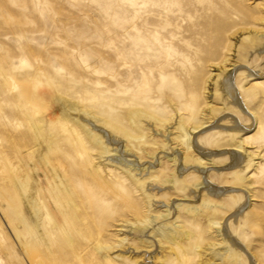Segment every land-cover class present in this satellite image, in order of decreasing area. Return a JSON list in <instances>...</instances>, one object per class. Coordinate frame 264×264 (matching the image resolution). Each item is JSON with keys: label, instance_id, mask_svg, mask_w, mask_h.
<instances>
[{"label": "rangeland", "instance_id": "374dc122", "mask_svg": "<svg viewBox=\"0 0 264 264\" xmlns=\"http://www.w3.org/2000/svg\"><path fill=\"white\" fill-rule=\"evenodd\" d=\"M161 1L0 0V264H42L52 248L63 264H78L66 255L67 235L86 264H181L168 244H141L131 225L150 219L157 226L171 207L173 220L195 234L201 219L177 205L191 201L183 181L196 186L205 179L232 191L224 194L231 208L224 221L227 233L236 239L237 232L249 230L239 243L254 255V264H264V52L256 38L264 32V0L217 6L216 13L233 26L217 48L218 59L206 63L191 58L197 50L192 44L199 25L213 19L199 9L193 16L178 4L177 22L166 29L176 37L163 40L159 18L169 19L174 6L166 0L163 14ZM213 44L204 40L209 49ZM245 70L254 74L246 78ZM226 72L235 74L248 113L227 101L221 88ZM35 91L47 104L36 118L28 110ZM72 106L89 121L92 134L122 142L113 153L122 161L110 162L101 154L90 133L70 118ZM132 109L153 120L134 116L131 123ZM183 117L206 124L195 136L204 167L196 161L198 151L187 155L177 140ZM118 122L135 135L134 127L141 126L143 147L136 144L125 153L124 140L114 139L107 126ZM240 142L248 169L236 175L228 151ZM12 167L23 172V182L29 179L25 191L15 183ZM138 180L149 183L153 199ZM51 189L66 219L60 218L61 205L50 197ZM244 189L250 195L237 212L231 195L246 194ZM33 200L60 219L59 225L47 226L54 247L43 237L44 247L38 246L24 224L23 218L32 233L38 230ZM242 215L243 228L232 222ZM218 234L206 231L200 249L191 251L190 264H213L212 252L225 249V244L214 247L222 240Z\"/></svg>", "mask_w": 264, "mask_h": 264}, {"label": "bare ground", "instance_id": "6f19581e", "mask_svg": "<svg viewBox=\"0 0 264 264\" xmlns=\"http://www.w3.org/2000/svg\"><path fill=\"white\" fill-rule=\"evenodd\" d=\"M194 1L195 0H171V5L174 7H171L169 19H167V17L164 15L161 16L159 18V27L162 33L163 40H166L169 37L175 39L176 34L173 32L169 34L166 29L168 26H174V24L177 22L178 16L176 5L178 4L183 7L185 12L193 14V16H195L197 9H199L203 12L206 17L213 19V21H204L201 26L199 25V29L196 32L197 34L194 32L196 37L194 36V43L192 44L194 46V49L197 50L191 53V58L198 62L206 63L211 60L218 59L219 52L217 55V48L222 46V40L224 39L223 37L229 32L230 28L233 25H229L226 23V16H221L220 14L216 13V11L219 10L217 9V6H220L222 3H224V1L226 2L227 0H209L208 3L204 6L201 5V2H199L200 4L198 3V5L195 4ZM161 9L162 13L164 14L166 9V0L161 1ZM208 10L211 11L210 15L207 13ZM222 14L226 15L227 12H223ZM261 21H264V17L261 19ZM256 35L257 39H261L263 41V43L260 44V47L262 48V52H264V32H257ZM208 38L213 39L214 41V44L210 47V49L204 46V40H207ZM256 38L254 37L253 40H257ZM220 65L221 64H216L215 67H219ZM219 68L220 70L226 68V65L224 64V66ZM249 71L251 70L244 71V77L248 78L249 76H252L254 74L253 71ZM221 88L223 90V93L225 94V97L227 98V101L230 102L231 100H233L238 108H241L242 111L248 113L246 106L243 105L241 102V97L238 91L235 74L226 72L223 79L221 80ZM61 104L64 105L63 102ZM46 108L47 104L45 100L37 96L36 91L33 92V96L28 100V110L30 111L32 117L36 118V116L38 114H41ZM75 111L76 108L73 106L68 109V114L70 118H74L76 125L84 128L88 133H90V138L95 143V146L101 149V154L104 155L110 162L112 160L122 161L121 155H118V157L113 156V153H115L116 155L118 154V149L121 148L123 145L122 142H120L119 140H112L110 138L108 139V141H106L103 135L92 134L89 129L90 127L87 124L89 121L85 117H83L82 114L78 115ZM129 114V121L131 123H134V116H139L141 121L143 119L149 118L150 120H153L151 116H149L145 111L142 110L132 109ZM94 119L102 123H106L105 121L99 120L98 118L94 117ZM230 123H234V121L230 120ZM122 124V122L107 123V126L110 128L111 135L114 139L121 138L124 140L125 153H131V150L129 148L130 146L136 149V144H141L140 146L143 147V138L145 137V135H143V131L140 130L141 126L139 127L136 125L134 127L136 129V133H138L137 135H135L132 134L126 128V126ZM205 125L206 124L196 125L192 123L191 117H183L177 124V129L179 130L177 140L179 144L184 147L187 155L198 151L196 153V161L202 167H204L205 163L204 158L200 156V153L203 152L199 151L197 148L195 149V136ZM228 153V160L230 161L231 169L236 170V175H238V173H245L248 169V165L246 163L247 151L244 148V144L242 142L237 143L235 145V148L232 151H228ZM249 156L254 157L255 155L253 153H249ZM255 157L257 158V155ZM176 159L177 158H175L174 160ZM56 168L57 166H54V169ZM187 169L188 168L185 167L183 169V172H186ZM11 171L14 175L15 183L17 184V186H19L22 190L25 191L28 187L29 179L26 178V181L23 182L25 175H23V172L19 169V167H12ZM3 173H7V171H4ZM232 182L236 181L232 180ZM138 186L144 192H146V197L149 200L153 199L154 195L151 192H148L150 188L149 183H147L146 181L138 180ZM200 186H202V188ZM192 187H195L196 190L192 191ZM182 188L183 191L186 192L187 196L189 195L188 197L189 199H191V201H188L183 204H178L177 207H183L192 214L193 218L197 220L199 218L201 219L196 225L195 234L190 233L181 224H178V218H176V220H173L174 216L171 207L167 209L166 214L161 216V221L157 224V226H154L150 219H146L143 221L141 220L140 224L131 225V234L138 238L141 244L148 242L152 248H155L156 246L161 247L163 245L168 244L171 250L174 252V255L177 256V258H180H178V260H180L181 264H190L191 251L194 253L199 250L200 244L205 241L203 237L206 231L214 230L219 233L218 236L222 237V240H220L219 243L214 245V247H221L222 244H225V249L219 251H214L213 249V264H254L256 261L254 255L252 257V254L249 251L248 247L245 246V248L239 243L241 235L243 233L246 234L247 232H249V230L246 229L240 234L239 232H237L236 240L235 238H232L229 233H227V230L225 228L224 221L226 220V215L230 213L229 210L231 208L225 204L226 199L224 197V194L225 192H228L227 194H233L232 191L230 189L226 191L225 189L220 188L212 182H209L208 179H205L204 183L201 182L196 186H190L185 181H183ZM244 190L246 191V194L244 193L245 195L243 193L231 195L232 199L234 200V203H232V208H234V210L237 212L242 211L244 209L248 199L247 196L250 195L248 189ZM39 191H37V193ZM48 192L50 197L56 200V204L61 205L59 207V211L61 213L60 218L63 217L64 219H66L68 216L67 211L63 207L58 194L52 189ZM41 194L42 192H40V195ZM192 194L198 196L191 197L190 195ZM33 215L36 219V222H38V230H35L34 233H32L29 224L26 223L25 218H23L24 224L28 226L29 233L32 234V239L37 243L38 246L44 247L43 241L41 240V238L43 237L48 244L52 245V234L48 230L47 226L56 223L57 225H59L60 219L51 216V214L47 210H45V206L42 204V202H37L36 200L33 202ZM232 222L234 224L240 225V227L243 228L244 223L247 222V219L245 216L242 215L238 216ZM61 231H65V229L61 228ZM147 234H150L148 238H146ZM66 241L70 251L67 252L66 255L73 257L78 264H86V260L84 259V257L80 253H77L74 241L69 235H67ZM183 241L187 242V246L183 245ZM52 247L54 246L52 245ZM60 258L61 255L58 256L56 254V251L52 248L51 252L44 254L43 258L41 259L43 262L42 264H63ZM178 263L179 262L177 261L176 264Z\"/></svg>", "mask_w": 264, "mask_h": 264}]
</instances>
